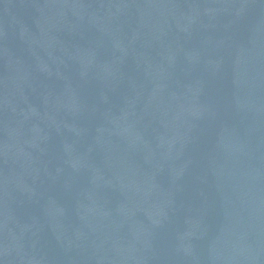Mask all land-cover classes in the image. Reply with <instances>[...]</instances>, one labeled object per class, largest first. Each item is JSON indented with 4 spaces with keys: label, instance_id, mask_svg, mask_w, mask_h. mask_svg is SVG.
<instances>
[{
    "label": "water",
    "instance_id": "1",
    "mask_svg": "<svg viewBox=\"0 0 264 264\" xmlns=\"http://www.w3.org/2000/svg\"><path fill=\"white\" fill-rule=\"evenodd\" d=\"M0 264H264V0H0Z\"/></svg>",
    "mask_w": 264,
    "mask_h": 264
}]
</instances>
